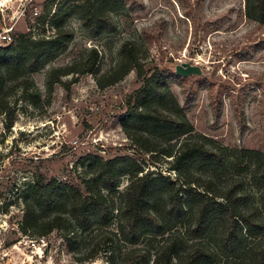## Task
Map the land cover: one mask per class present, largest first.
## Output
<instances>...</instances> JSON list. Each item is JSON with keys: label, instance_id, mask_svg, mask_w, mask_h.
<instances>
[{"label": "rangeland", "instance_id": "rangeland-1", "mask_svg": "<svg viewBox=\"0 0 264 264\" xmlns=\"http://www.w3.org/2000/svg\"><path fill=\"white\" fill-rule=\"evenodd\" d=\"M72 1L0 0V27L13 25L14 33L34 29L37 37L50 35L54 28L39 17ZM246 5L247 0H124L111 7L115 29L99 34L85 28L77 15L67 20L74 30L67 50L33 72L36 87L15 91L8 115L0 116V264H112L108 252L92 261H79L82 249L70 250L62 231L54 230L38 243L37 236L21 227L27 185L41 175L46 180L80 183L90 155L130 156L142 173L170 175L176 186L185 189L190 182L210 196L235 187L241 207L259 201L262 189L251 180L246 163L219 168L200 157L180 176L173 168V157L163 152L177 150L183 139L163 136L141 144L133 140L142 138L126 130L123 119L144 86L136 70L110 86L100 87L97 82L117 65L121 45L135 42L144 47L146 77L155 74L148 87L174 93L191 123L193 142L228 147V156L236 146L264 152V24L248 16ZM92 48L99 53L95 73L64 76L70 89L57 83L48 103L49 71L79 62ZM182 62L200 65L203 73L178 76L176 65ZM172 107L169 103L167 109ZM152 110L163 113L156 105ZM152 146L161 153L151 155L147 148ZM129 178H121V188ZM223 230L224 219L215 215L205 238L222 246ZM158 241H153L154 247ZM140 254L137 251L135 257ZM114 257L118 262L119 252Z\"/></svg>", "mask_w": 264, "mask_h": 264}, {"label": "trees", "instance_id": "trees-1", "mask_svg": "<svg viewBox=\"0 0 264 264\" xmlns=\"http://www.w3.org/2000/svg\"><path fill=\"white\" fill-rule=\"evenodd\" d=\"M50 1L55 4L58 0ZM119 2L124 0H73L51 15L39 17L54 28L52 34L37 37L34 29L15 32L10 44L0 45V116L8 115L15 91L36 87L33 72L67 50L74 38V30L67 26L71 16L77 15L91 32L103 33L115 29L111 7ZM246 6L248 16L264 24V0H247ZM142 48L125 41L117 65L97 78L100 87L119 82L132 70L143 78L144 86L133 109L123 119L126 130L130 128L142 138L133 140L141 144L142 140L153 142L150 139L163 136L167 140L183 139L177 150L163 152L173 157V168L180 176L200 157L219 168L246 163L251 180L262 189L259 201L241 207L235 187L210 196L209 191L192 187L190 182L185 189L176 186L170 175L142 173V167L130 156L105 159L90 155L80 183L54 177L46 180L41 175L27 185L22 230L37 239L54 230L62 231L70 250L82 249L79 261H92L108 252L113 256L112 264H264V152L236 146L228 156V147L210 148L199 140L193 142L191 123L174 93L148 87L155 74L146 77L147 57ZM98 58L97 49L92 48L79 62L53 67L46 79L47 102L52 100L55 85L64 83V76L95 73ZM64 85L70 89V83ZM169 103L172 109H167ZM154 105L162 115L152 110ZM156 148L148 147L147 151L151 155L161 153ZM125 175L130 176L129 182L121 188ZM215 215L224 219L222 246L205 238ZM158 239L154 247L153 241ZM137 251L141 253L138 258ZM116 252L120 254L118 262Z\"/></svg>", "mask_w": 264, "mask_h": 264}, {"label": "water", "instance_id": "water-1", "mask_svg": "<svg viewBox=\"0 0 264 264\" xmlns=\"http://www.w3.org/2000/svg\"><path fill=\"white\" fill-rule=\"evenodd\" d=\"M202 73L203 69L198 64L182 62L176 65V74L178 76L189 77L191 75H201Z\"/></svg>", "mask_w": 264, "mask_h": 264}, {"label": "built area", "instance_id": "built-area-1", "mask_svg": "<svg viewBox=\"0 0 264 264\" xmlns=\"http://www.w3.org/2000/svg\"><path fill=\"white\" fill-rule=\"evenodd\" d=\"M38 13V11H36V14ZM14 39V26L10 25V26H3L0 27V45H8L10 44ZM38 243L39 242H45V237H41L39 239L36 240ZM33 246H36V243L33 242Z\"/></svg>", "mask_w": 264, "mask_h": 264}]
</instances>
